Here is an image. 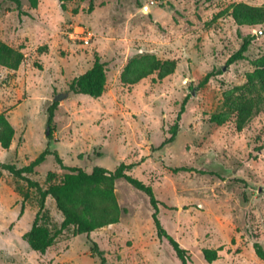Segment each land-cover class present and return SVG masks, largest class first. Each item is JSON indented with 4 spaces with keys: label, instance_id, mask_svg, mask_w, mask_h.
I'll return each instance as SVG.
<instances>
[{
    "label": "rangeland",
    "instance_id": "rangeland-1",
    "mask_svg": "<svg viewBox=\"0 0 264 264\" xmlns=\"http://www.w3.org/2000/svg\"><path fill=\"white\" fill-rule=\"evenodd\" d=\"M20 2L17 9L0 0V40L24 56L15 71L0 67V114L15 130L10 148L0 147V163L21 168L48 147L46 110L56 102L49 148L64 166L87 173L135 164L128 174L152 187L159 222L187 251L188 264H264L254 251L255 243L264 249L263 89L256 85L262 101L241 131L226 111L264 56V22H237L231 12L264 0H72L65 10L59 0H38L36 9ZM246 35L252 40L244 58L229 64ZM143 54L174 60V73L123 84V67ZM96 58L107 67L102 95L70 93L69 82ZM207 74L213 76L202 85ZM180 112L174 142L159 149ZM220 112L223 123H212ZM66 172L48 156L26 177L46 188ZM114 192L126 212L89 235L106 264H180L157 235L149 198L125 180L115 182ZM38 208L36 191L1 170L0 264H99L87 236L71 228L45 254L32 251L22 236ZM45 212L44 223L58 229L62 217L51 198ZM204 249L217 259L207 263Z\"/></svg>",
    "mask_w": 264,
    "mask_h": 264
},
{
    "label": "trees",
    "instance_id": "trees-1",
    "mask_svg": "<svg viewBox=\"0 0 264 264\" xmlns=\"http://www.w3.org/2000/svg\"><path fill=\"white\" fill-rule=\"evenodd\" d=\"M10 1L16 5L17 9L21 7L20 0ZM26 1L30 8H37L38 0ZM69 1L72 0H59L60 8L65 10L66 3ZM231 17L237 22L247 20L264 22V6L256 7L239 3L233 8ZM251 40V35L242 37L239 49L228 60L229 64L244 58ZM23 58L21 48L15 49L0 40V67L15 71L22 63ZM257 63L258 65L255 70L247 74L246 84L237 87V91H242V93L226 104V111L236 115L235 123L237 131H241L244 128L262 101V96L259 91L255 90V87L258 85L264 91V56ZM175 69L176 62L174 60H161L155 55L143 54L128 60L121 71L120 80L123 84L135 85L151 75H156L157 80L161 81L172 75ZM212 76L213 74H207L201 84L207 83ZM106 78V63L96 58L91 68L69 82L68 91L74 95L98 98L104 92ZM56 107L57 103L53 102L46 110V125L49 132L47 136L48 147L24 167L17 168L14 164L0 163V171H7L14 177L25 181L27 187L34 189L39 196V208L35 214L31 228L22 236L29 248L34 252L45 254L63 231L71 228L74 236L81 234L87 236L90 258L97 259L99 264H106L104 252L96 242L90 239L89 235L96 230L118 223L121 215L126 212L125 209L119 206L114 192L115 182L117 180H125L134 189L144 193L149 198L154 211L152 219L158 237L167 239L180 264H188L189 256L187 251L165 232L159 222L157 217L159 202L154 195L152 187L128 174L135 164H120L114 171L95 167L90 173L80 168L63 165L58 152L49 148L53 141V118ZM180 116L181 112L172 126L170 137L162 142L159 149L174 142L179 129L178 121L180 120ZM210 121L215 124H222L224 113L213 114L210 117ZM14 136L15 130L13 126L4 114H0V147L3 150H8ZM48 156H53L56 164L67 172L58 183H51L46 188H43L38 182L31 180L26 175L33 174L35 168L43 164ZM181 170L184 169H173V172ZM53 177V173H48L47 181L50 182ZM47 198H51L54 201L62 217L59 228L53 231L44 223L43 219L47 218L45 212V200ZM254 251L256 256L264 262V249L262 245L255 243ZM202 254L207 263H212L217 259V252L215 250L204 249Z\"/></svg>",
    "mask_w": 264,
    "mask_h": 264
},
{
    "label": "water",
    "instance_id": "water-1",
    "mask_svg": "<svg viewBox=\"0 0 264 264\" xmlns=\"http://www.w3.org/2000/svg\"><path fill=\"white\" fill-rule=\"evenodd\" d=\"M61 98H62V97H58V98H56L55 100L58 101V100H60Z\"/></svg>",
    "mask_w": 264,
    "mask_h": 264
}]
</instances>
